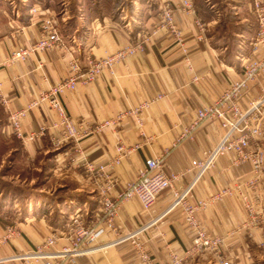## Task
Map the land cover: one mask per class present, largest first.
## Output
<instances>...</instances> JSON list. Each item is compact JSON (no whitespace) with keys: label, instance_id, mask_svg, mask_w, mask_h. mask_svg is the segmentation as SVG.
<instances>
[{"label":"crops","instance_id":"crops-1","mask_svg":"<svg viewBox=\"0 0 264 264\" xmlns=\"http://www.w3.org/2000/svg\"><path fill=\"white\" fill-rule=\"evenodd\" d=\"M180 1L0 0V108L5 119L8 111L38 100L41 93L65 78L72 57L84 64L87 57L101 58L133 45L157 27L165 4L176 5ZM191 1V14L174 10L178 34L159 28L143 50L116 63L113 73L103 70L94 81L61 93L65 112L85 132L79 140L63 138L62 128L54 125L58 116L46 102H39L23 119L26 133L43 128L32 142L17 139L8 129V120L3 124L0 118V137H12L18 143L7 151L12 154L13 163L26 160L45 174L42 184L29 187L31 193L22 198L0 197V236L8 226L15 227L13 236L0 247V256L11 259L0 264H41V260L30 256L52 236L55 242L45 251L52 255L54 264H143L133 244L129 240L114 241L116 234L109 230L101 238L104 243L82 254L63 256L59 252L69 244L71 217L79 215L84 224H89L101 214L100 187L105 185L106 175L115 179L108 194L116 196L127 182L135 179L146 159L162 158L165 171L178 172L192 159L202 158L223 134L218 120H206L196 129L193 140H179L184 128L196 118L197 110L212 104L240 77L242 58L251 55L256 21L250 0H233L231 5L214 0L209 7L216 14L205 20L197 16ZM32 8L36 11L31 12ZM45 14L56 18L63 44L34 52L24 61L5 64L10 52L40 37V21ZM195 20L203 23V32ZM263 53L260 49L257 55ZM260 97H264V73L244 91L239 105L246 109L249 101ZM2 99L7 100V106ZM138 106L142 108L137 115L128 114L109 126L102 125L105 120L115 119L119 112ZM136 144L138 147L128 155L119 156L116 150L118 145L128 149ZM117 157L119 162L114 164ZM233 157L229 152L218 158L194 186L190 202L232 187L250 175V163L234 166ZM88 162L95 167L111 165L107 164L102 173L89 172ZM192 174H185L177 185H185ZM259 192L264 202V183ZM172 200L171 190H165L146 211L135 198L125 201L115 219L117 234L155 220L141 234L153 257L167 261L169 250L181 255L195 235L182 208L171 209L156 220ZM197 220L211 234L226 237L223 250L237 256L235 261L264 264V223L239 229L247 220V212L237 195L226 196L199 210ZM189 264L216 263L210 253H205Z\"/></svg>","mask_w":264,"mask_h":264},{"label":"built area","instance_id":"built-area-1","mask_svg":"<svg viewBox=\"0 0 264 264\" xmlns=\"http://www.w3.org/2000/svg\"><path fill=\"white\" fill-rule=\"evenodd\" d=\"M250 4L257 29L250 42L251 55L242 58L240 77L228 85L212 104L197 110L196 118L184 128L179 140H193L196 129L206 120H218L220 122L224 130L221 137L204 152L202 158L192 159L189 166L178 172L165 171L162 167V158L151 157L146 159L145 165L138 170L135 179L127 182L116 196L108 194V190L112 189L115 184V179L106 175L105 185L100 187L101 214L97 220L89 224H84L79 215L71 217V238L69 244L64 246L59 253H62L63 256H76L88 249L100 246L101 243H104L101 238L106 230H109L116 234L114 241L129 240L143 264H189L190 261L205 253H210L216 264H240L239 261H235L237 256L224 252L223 247L225 246L226 237L211 234L204 229L197 220V212L226 196L237 195L243 202L247 212V220L239 229L258 227L264 223V202L259 192V187L263 184L264 179V97L249 101L246 109H242L239 105V99L242 98L244 91L256 77L264 73V53L263 55H257L260 49L264 50V0H250ZM176 9L185 14H191L193 12L192 1L181 0L176 5L165 4L160 9L157 27L152 30L150 35L146 34L142 38L140 37L141 39L139 38L131 46L121 48L101 58L87 57L84 64L72 57L68 61L69 74L65 78L52 85L48 91L41 93L38 100H31L17 110L8 111L7 126L11 134L22 142L36 140L43 128L40 132L26 133L23 130L22 122L30 109L39 102H46L49 108L58 116V121L54 125H59L62 128L63 138L74 140L82 138L85 132L81 130L73 117L65 112L60 100L61 93L66 90H74L78 84H87L94 81L103 70L113 73V66L116 63L138 50H143L144 44L150 40L152 34L159 28L163 27L169 32L178 34L173 17ZM35 11V8L31 9V12ZM195 23L199 30L203 32V23L198 20H195ZM58 26L59 24L54 15H43L40 21V37L30 45L16 48L10 52L6 56L5 64L24 61L34 52L46 50L54 45H62L63 36L59 32ZM1 101L7 106L6 99ZM146 105L144 104V106ZM141 108L142 106H138L126 112H119L115 119L105 120L102 125L109 126L128 114L137 115ZM136 118V123L140 126L139 116ZM136 147H138L137 144L128 149L118 145L116 150L119 156H122L128 155ZM229 152L234 154L232 165L250 163V175L232 187L221 188L211 196L190 202L189 198H191L194 186L215 166L219 157ZM118 162L119 157L113 161L114 164ZM107 164L111 165V163ZM107 164L95 167L91 162H88L86 163V169L89 172L100 171L102 173ZM190 172L193 173L191 180L183 186L177 185L181 178ZM165 190H171L173 200L167 210L160 214L156 220L167 211L181 207L185 221L194 230L195 235L181 255L169 250V259L160 262L153 257L145 242L141 239V234L155 220H149L139 228L121 235V233L117 234L115 219L125 201L135 198L145 211L150 210L159 194ZM14 233L15 227L13 225L8 226L0 236V247ZM248 236H251L250 232ZM55 239V236L48 237L43 246L30 257L41 260V264H54L51 260L52 255L45 251V247L53 244ZM9 259L11 258L0 256V263Z\"/></svg>","mask_w":264,"mask_h":264},{"label":"rangeland","instance_id":"rangeland-1","mask_svg":"<svg viewBox=\"0 0 264 264\" xmlns=\"http://www.w3.org/2000/svg\"><path fill=\"white\" fill-rule=\"evenodd\" d=\"M150 1V0H149ZM197 3L202 2V0H195ZM218 2L224 3L229 2L230 5L233 2V0H216ZM205 4L208 8L211 4H213L214 0H204ZM61 6V5H60ZM218 6V4H217ZM211 13L212 15L216 14V11L212 8ZM201 18V17H200ZM223 18V17H222ZM0 114L3 116L4 112L0 108ZM5 115L3 116V118ZM7 120L5 119V122L3 124H6ZM0 137V197L4 198L6 195H11L12 192L16 191V193H20L21 197H23L24 194L31 193V191H28L27 189L29 187H36L38 185H41L44 181V171L39 170L36 171L34 168L31 167V165L26 160L21 161H14L12 159V154L10 152H7L11 146H17L18 143L16 140L9 138ZM2 157V158H1ZM39 159H37V164ZM32 164V162H30ZM40 165V164H39ZM4 177H2V175ZM18 174V176H17ZM33 177V178H31ZM28 178V180H27ZM29 178L32 179L31 183H29ZM264 183V179H263ZM11 189V193H9L8 189ZM16 195V194H15ZM264 248V243H263ZM264 250V249H263Z\"/></svg>","mask_w":264,"mask_h":264},{"label":"trees","instance_id":"trees-1","mask_svg":"<svg viewBox=\"0 0 264 264\" xmlns=\"http://www.w3.org/2000/svg\"><path fill=\"white\" fill-rule=\"evenodd\" d=\"M194 1V4H195V7H196V14H197V16L200 18L201 17V19H206V18H208L209 16H210V13H211V9L210 8H208L207 7V5L205 4V2H204V0H202V2H200V3H197L195 0H193ZM57 7L59 8V9H61V6H60V4H58L57 5ZM220 23H222V21L220 22ZM5 115V114H4ZM3 115V116H4ZM3 116L0 114V118H1V122H5V117L3 118ZM11 189L9 188L8 189V191H9V193H11V191H10ZM17 195V196H20L21 194L20 193H16V191H14V192H12L11 193V195ZM10 195V194H9ZM7 197V195L4 197V198H6Z\"/></svg>","mask_w":264,"mask_h":264}]
</instances>
